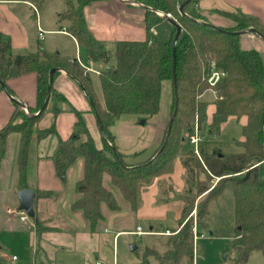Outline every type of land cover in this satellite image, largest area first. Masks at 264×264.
Here are the masks:
<instances>
[{
    "label": "trees",
    "instance_id": "1",
    "mask_svg": "<svg viewBox=\"0 0 264 264\" xmlns=\"http://www.w3.org/2000/svg\"><path fill=\"white\" fill-rule=\"evenodd\" d=\"M29 1L40 5L44 0ZM63 1L65 10L60 13V19L67 22V31L75 37L86 57L102 63H106L111 55L115 58L114 66L107 65L97 74L103 103L97 100L89 78L74 57L44 50L12 56L10 40L1 33L0 79L5 83L10 77L36 72L35 106L29 108L33 112L38 111L44 102L48 73L52 67L75 75L92 100L105 138L111 142V146L102 138L104 147L97 146L81 111L71 106L70 110L75 115L74 129L66 140L58 142L51 154L59 178H64L67 168L78 157L83 159L82 175L74 183V191L79 196L72 201L71 208L81 210L90 227L102 217L101 203L109 209H118L113 192L102 184V175L107 173L110 182L121 191L130 207L136 209L139 203L138 184L149 183L153 177L171 172L173 161L180 154L184 134L191 133L195 125L200 128L208 104L201 98V93L206 89L208 76L213 71H220L222 74L213 87L215 96L211 100L213 110L208 127L211 131L218 130L227 117H244L243 139L239 142L242 150L223 155L218 150L206 154L200 149L204 171L219 177L218 182L211 188L205 184L197 185L192 193V186L182 191L179 196L182 209L177 219L178 228L167 234L164 250L155 256L159 264L192 262L194 235L199 233V225H205L203 218L207 202L217 196L227 182L232 185L233 195L231 244L235 251L234 264H244L253 251H260L264 255V63L256 49L240 47L239 34L234 32L253 27L264 34V24L252 16L221 11V14L233 20V24L212 27L202 23L207 20L193 8L194 0H133L150 7H144V37L138 40L118 39L111 51L91 33L84 17V7L99 0ZM180 4H183L181 10ZM158 12L169 13L180 26L174 48L176 96L173 92L170 114L175 100L177 107L163 148L158 147L143 164L124 166L123 160H117L112 150L113 147L121 158L109 125L122 114L145 116L157 113L161 83L172 78V42L176 26ZM50 97L56 101L64 99L52 85L49 87ZM46 106L35 116L19 108L0 127V165L5 156L8 136L18 134L15 155L18 188L27 186L29 148L33 137L40 138L56 131L54 121L47 127H37ZM50 110L56 116L61 108L53 103ZM81 134L86 138L77 141ZM106 151L109 154H105ZM180 161L185 169L186 181L190 184L194 181L193 170L201 167L200 162L192 151L181 154ZM203 191H206L205 198L196 210L194 234L192 218L187 214L192 208L194 196Z\"/></svg>",
    "mask_w": 264,
    "mask_h": 264
},
{
    "label": "crops",
    "instance_id": "2",
    "mask_svg": "<svg viewBox=\"0 0 264 264\" xmlns=\"http://www.w3.org/2000/svg\"><path fill=\"white\" fill-rule=\"evenodd\" d=\"M47 3H50L49 0H44L40 5H36L29 0H0V33L9 38L11 55L44 50L46 52H56L61 56L67 57H75L78 55L80 58L81 47L78 45L75 37L67 31V22L59 18L60 12L65 9V4L63 3L59 4L57 7L48 8L46 6ZM135 6L142 7L141 5L127 0L93 1L84 7V17L87 27L97 39H99V35L97 37L95 32L104 34V28L97 20L101 14L99 10L102 8L103 10L108 9V12L114 16L109 24L111 26L117 27L119 23L130 25L131 22L133 26L138 25L141 27L142 25L143 27L142 13L139 14L135 20L131 17L132 14L129 9ZM193 8L200 13L207 22L215 26H229L233 24V20L221 14V11L252 16L260 23L264 24V0H194ZM39 31H42L41 35H39ZM241 37H245L248 41L258 39L264 46V40L259 35L253 32H247L245 34H239L240 47ZM120 38L124 39L123 37ZM241 48H253L258 51L256 47ZM85 60L87 63L89 62L86 55ZM92 62H94V64L98 63L97 61ZM94 64L92 63V66L97 69L106 66H102L99 63L98 65ZM90 73L91 71L86 73L87 77L90 80L91 87L97 100L102 104V94L100 98L96 92L95 86L91 82ZM5 84L13 97L25 102L29 108L35 106L36 72L29 71L10 77L5 81ZM51 85L56 92L64 96V99L61 101H56L50 97L46 106L49 111H51L50 108L53 103H56L61 108V111L56 116H54L51 111L53 118L52 122L54 121L56 128L54 133H57L58 121L63 114L70 113L69 117L71 121L75 120V115L70 110L71 106L80 110L81 113H85L86 119H94L97 125L94 112L86 96L87 93L82 83L75 75L64 69H58L56 74L52 76ZM19 108L21 107L10 99L3 90H0V127H2L13 112L17 111ZM212 110L213 105L211 107V111ZM136 121L137 118H130L128 122L130 126H134ZM113 123L109 126V129L113 135L114 144L121 153L123 159V150L125 147L118 137L119 135L116 130L111 129ZM165 126H167V124L165 125L163 122L157 129V136L153 142L147 143L142 147H133L128 152L130 156L129 160L124 162L138 164L149 158L154 150L161 144L165 133ZM37 127L44 128L39 126V121L37 122ZM87 128L90 133L88 125ZM47 137L48 136L44 137V139H51ZM17 144L18 134H10L7 138L5 156L0 165V178H3L5 181L7 177H11L13 182L11 189H13L14 202L18 204L16 191L19 188L17 186V172L15 167ZM45 144L46 140L45 142H40L39 138L34 136L29 148L28 166L31 165V155L35 159L33 164V175L30 178L27 170L26 179V187H30L35 191L33 200L34 218L29 226L33 228H31L32 237L37 240V243L31 247L32 256L29 259L30 262L28 260L29 264H96V262L112 264L113 260L118 264L115 257V249L112 251L111 259H109L110 253L108 254L106 251H108L109 245L113 248L119 235L125 232L133 233L137 225H140L142 228V221L148 222L149 226L147 230L152 229L159 232L154 233L157 235H167V233L163 232L168 230L170 233L177 228H165L164 230H160L158 227L156 228L157 222H159L158 220L164 216L167 209L175 210L178 214L177 216L180 215L182 209V200L174 197L173 193L180 191L183 184L181 181L174 179L175 183L170 178V176H174L172 174L175 170V166H173L172 172L156 176L150 184L145 185L142 190H140L139 204L135 212L129 213V210L126 208L112 210L103 203L100 206L102 217L93 227H90L82 211L71 208L72 201L79 196V194L74 191V183L82 175V158L78 157L72 162L67 168L64 178H59L55 172L51 157V154L58 144H56V138L51 142L52 145L47 146ZM9 145L10 151L7 154ZM7 158L8 160L5 162ZM178 161L180 162V168H177V171H185L179 157ZM170 196H172V198H170ZM8 208H14V206L5 205V212L11 216L6 219H13L15 213L10 214L7 212ZM128 215L132 216L134 220L131 222L133 226L132 229H124L123 226H120L121 222L127 220ZM37 234L38 236L36 237ZM4 245V242L1 243L0 250H2L1 248L4 247ZM12 254L17 257L15 264H27L26 259H19L16 252L6 253L3 251H0V264H3ZM248 260L249 258L244 264H250ZM259 261L260 262L257 261L253 264H264V260ZM184 264H195L194 254L192 262ZM232 264H234V262Z\"/></svg>",
    "mask_w": 264,
    "mask_h": 264
},
{
    "label": "rangeland",
    "instance_id": "3",
    "mask_svg": "<svg viewBox=\"0 0 264 264\" xmlns=\"http://www.w3.org/2000/svg\"><path fill=\"white\" fill-rule=\"evenodd\" d=\"M50 3H47V7H57L59 4H63V0H49ZM109 2V1H107ZM49 4V5H48ZM65 4V3H64ZM109 4V3H108ZM113 7V5H112ZM101 8V7H100ZM65 10V9H64ZM63 10V11H64ZM131 12V17L135 20L139 14H143V7L135 6L132 9H129ZM109 10H99L101 13L97 20L104 28V34H95L99 35V39H101L106 47L109 50H113L115 41L117 39H130V40H138L143 38V29L144 27L138 25H125V23H119L116 26H111L110 21L114 17L111 13L108 12ZM61 13V12H60ZM60 18V14H59ZM107 26V27H106ZM106 27V28H105ZM96 31V30H93ZM245 34V33H244ZM241 47H256L263 59L264 62V46L260 43L258 39L256 40H247L245 37H241ZM80 59L81 61L89 65L85 60L84 50L80 49ZM92 62V61H91ZM94 64V62H92ZM102 66L104 65H115V58L113 55L110 56L106 63L98 62ZM98 63L94 65H98ZM87 75V74H86ZM90 79L93 85L96 88L97 94L101 98V88L98 80L97 74L95 72L90 73ZM206 89L201 93V98L208 101V104L205 109V119L201 122L200 128L198 129L199 134L202 137V140L198 144V152L199 155L195 154L193 149L194 145L188 142V134H184V139L182 141L181 147L179 149V155H177L173 161V166H175V170L172 175L170 176L171 180L174 181H181L183 187L180 191L174 192V197L179 198L182 191L186 188H191V193L195 191L197 185L205 184L208 188L213 187L218 182L219 177L213 175H209L204 171L203 162H202V155L200 149L205 151L206 154H209L213 150H218V153L223 155H228L232 153H236L242 150V145L239 143L243 139L242 135V124L244 123V117L237 119L235 116H229L227 119L221 124L218 130L211 131L208 127V124L211 119V107L212 103L211 100L214 98L215 93L212 89ZM173 90H172V83L170 80L165 79L161 83V94L159 100V110L157 113L152 115H145L141 117L138 114H122L120 117H117L113 120V125L111 127L112 130H116L118 133V137L120 138L121 142L123 143L125 149L123 150V159L121 155V160L127 161L129 160V151L135 147H142L147 143L153 142L157 136V129L164 124H167L168 118L170 116L171 110V102H172ZM103 100V99H102ZM25 111V110H24ZM26 112V111H25ZM169 113V114H168ZM70 113H65L61 116L58 121L57 125V133H49L47 138L51 139H44V137H40V142H45V145H52L51 142L56 138V144L60 140H66L69 135L70 131L74 129V120L71 121L69 117ZM83 119L89 126L90 133L94 138L96 144L99 147H104V144L101 139V134L99 131L98 126L96 125L94 119H86L85 113H81ZM145 117V119H144ZM130 118H137L136 124L134 126H130L129 120ZM52 113L48 109L44 111L42 117L39 120V126L45 127L51 124L52 122ZM74 119V118H73ZM144 120L141 122V120ZM19 120V118H17ZM139 122V124H138ZM111 123V124H112ZM110 124V125H111ZM109 125V126H110ZM166 127V126H165ZM110 131V129H109ZM111 133V132H110ZM56 134V135H55ZM57 136V137H56ZM113 136V135H112ZM86 136L81 134L77 141L84 140ZM105 141L107 145H110V141L106 139ZM161 145V144H160ZM160 145L158 147H160ZM111 146V145H110ZM51 147V146H50ZM157 147V148H158ZM156 148V149H157ZM155 149V150H156ZM154 150V151H155ZM10 151V145L7 149V154ZM192 151L194 153L195 159L199 160L201 167L195 168L192 173L194 177V181L189 182L186 181V174L185 171H177V168H180L178 161V157L180 159V155L182 153H188ZM105 154H109L108 151L104 152ZM154 153V152H153ZM152 153V154H153ZM152 156V155H151ZM150 156V157H151ZM149 157V158H150ZM81 158V157H80ZM149 158L142 161L138 164H131V163H123L124 166H138L146 162ZM8 158L5 160V162ZM83 160V159H82ZM35 159L31 155L30 163L31 167L28 166V175L31 178L33 175V164ZM172 172V171H171ZM170 173V172H169ZM156 177V176H155ZM149 183H139L138 184V192L140 195V190L145 185L150 184L153 179ZM175 177V178H174ZM201 181V183H197V181ZM175 182V181H174ZM11 177H7L5 181L3 178H0V245L1 243H5L4 247H2L0 251L6 253L16 252L19 256V259H26L27 264L28 260L32 256V245L37 243L36 238L32 237V227L29 226L30 222H32L34 217H30L26 214V220H20L19 214L15 213L14 218L6 219L7 217H11L8 215L4 207L5 205L14 206L17 211L18 204L14 202V194L13 189H11L12 185ZM176 183V182H175ZM102 184L105 188L111 190L115 196V199L119 205V209L126 208L129 210V213L135 212L136 209H132L130 207V203L123 197L121 191L110 182L109 175L104 173L102 175ZM195 193V192H194ZM206 191L198 194L196 197L194 196L193 205L189 213L187 214L188 217L191 216L192 226H197V217H196V210L201 205L202 201L204 200ZM172 198V196H170ZM180 199V198H179ZM103 204V203H101ZM139 204V203H138ZM101 206V205H100ZM207 210L206 214L203 218V222L205 225H199V233L195 236L194 239V261L195 264H232L234 262V255L235 251L231 244V236L233 233L234 223H233V195H232V185L230 182H227L221 192L211 198L207 202ZM131 211V212H130ZM11 214V213H10ZM177 212L173 209H167L165 214L162 218H160L157 222V226L160 230L172 229L177 227ZM132 216L127 217L126 221L121 222L120 226L124 229H132L133 222ZM142 228L143 230L148 229V222L142 221ZM32 228V229H31ZM209 231H212V234H209ZM170 235V234H169ZM38 234L36 235V237ZM167 235H157L154 233H146L142 235H136L133 233H123L119 235L113 245V248L109 245L108 251H106L110 256L111 259L112 251L115 249V257L118 264H159L156 260V256L159 253H162L164 250V242L166 240ZM33 240V243H32ZM134 245V248L131 246ZM36 248V247H35ZM250 256V257H249ZM248 256L250 264L255 262H260L259 260H264V255L260 251H253ZM146 262L144 263V261ZM30 262V260H29Z\"/></svg>",
    "mask_w": 264,
    "mask_h": 264
},
{
    "label": "water",
    "instance_id": "4",
    "mask_svg": "<svg viewBox=\"0 0 264 264\" xmlns=\"http://www.w3.org/2000/svg\"><path fill=\"white\" fill-rule=\"evenodd\" d=\"M127 1L133 2V3L138 4V5H141L143 8L144 7L150 8V7H147L146 5H144V4H142V3L138 2V1H133V0H127ZM182 5L183 4L179 5V10L182 9ZM158 13L161 14L164 19H166L167 21H169L170 23H172L173 25L176 26V31H175V34H174V37H173V42H172V78H171L172 90L174 92V95L176 96V93H175L176 92V81H175V72H174V70H175L174 48H175V44H176L178 35L180 33V26H179V24H177L175 22V20L170 16L169 13H160V12H158ZM202 23H204L206 25H209V26H212V27H217V26H215V25H213V24H211L209 22H204L203 21ZM234 32L237 33V34L253 32V33L259 35L264 40V34L258 32L253 27H247V28H244V29H241V30H236ZM58 69L59 68L52 67L49 70V73H48V86H47V92H46V96H45L44 102H43L42 106L40 107V109L38 111L34 112V113L30 111L29 107L27 106V104L25 102H23L21 100H18L17 98H15V97H13L11 95V93L9 92V89L7 88V85L1 79H0V86H1L2 90L5 92V94L10 99H12L19 107L26 109L28 115L35 116L46 106V104L48 102V99H49V87L51 86L53 72L55 70H58ZM86 96H87L88 101H89V103H90V105L92 107V110L94 112L95 119H96L99 131H100V134H101V138L104 139L105 141H107L106 138H105V134H104L101 122L99 120V116H98L97 110H96L92 100L89 98V96L87 94H86ZM176 107H177V104H176V100H175L174 101L173 110H172V112H171V114L169 116V119H168V122H167V126H166V129H165L163 143L159 147V149H162L164 144H165V142H166L167 135L169 133V130H170V127H171V123H172V120H173L174 115H175ZM143 121L144 120L142 119L141 122H143ZM112 150H113L114 155L116 156L117 160L122 162L121 158L117 155V152L113 149V147H112ZM16 196H17V200H18V210H21V211L25 212L30 217H34L33 200H34V196H35V191L32 188H30V187L19 188L16 191ZM238 227H240V226H238ZM209 234H212V231H209ZM131 248H134V245H132Z\"/></svg>",
    "mask_w": 264,
    "mask_h": 264
},
{
    "label": "built area",
    "instance_id": "5",
    "mask_svg": "<svg viewBox=\"0 0 264 264\" xmlns=\"http://www.w3.org/2000/svg\"><path fill=\"white\" fill-rule=\"evenodd\" d=\"M41 34H42V31H39V35H41ZM74 58H75L76 62L82 67L84 74H86L87 72H90V71L91 72H95L96 74H98L99 69H97V68L92 66V62H91L92 60L89 59V62H88L89 65H86V64H84L81 61V59L79 58L78 55H76ZM221 74L222 73L220 71H213L208 76V78L206 80L207 89H212L213 90V87L216 84V82L218 81V79L221 76ZM24 110L26 111V109H24ZM198 131L199 130H198L197 126L195 125L194 128H193V131L191 133H189L188 136H187L188 137L187 138L188 142H190L191 144L194 145L193 151L197 155H199L197 146H198L199 142L202 140V137H201V135L199 134ZM7 212L13 213V214L14 213L19 214V219L20 220H26V218H27L26 214L23 211H21V210L17 211L16 208H8ZM192 231L195 234V227L194 226H192ZM133 233H135L136 235H142V234H146V233H159V232L154 231L152 229L142 230L141 226L137 225L135 227V230L133 231ZM163 233L170 234L171 232L169 233V231L166 230ZM195 236L196 235H194V239H195ZM16 258H17L16 255L12 254V255H10V257L3 264H15ZM96 264H104V263L96 262ZM112 264H116V261L113 260Z\"/></svg>",
    "mask_w": 264,
    "mask_h": 264
}]
</instances>
